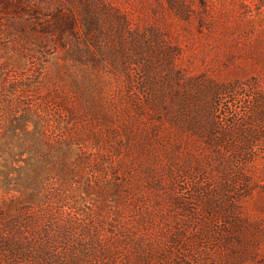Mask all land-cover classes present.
Instances as JSON below:
<instances>
[{
  "label": "rangeland",
  "instance_id": "rangeland-1",
  "mask_svg": "<svg viewBox=\"0 0 264 264\" xmlns=\"http://www.w3.org/2000/svg\"><path fill=\"white\" fill-rule=\"evenodd\" d=\"M11 1L0 264H264V0Z\"/></svg>",
  "mask_w": 264,
  "mask_h": 264
},
{
  "label": "trees",
  "instance_id": "trees-1",
  "mask_svg": "<svg viewBox=\"0 0 264 264\" xmlns=\"http://www.w3.org/2000/svg\"><path fill=\"white\" fill-rule=\"evenodd\" d=\"M0 8L3 9V13L5 14H16L18 12L19 6L15 2L12 3L11 0H0Z\"/></svg>",
  "mask_w": 264,
  "mask_h": 264
}]
</instances>
